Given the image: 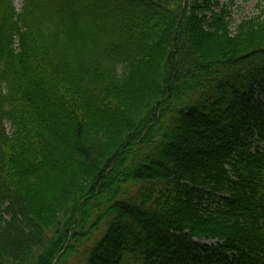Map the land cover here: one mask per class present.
I'll return each instance as SVG.
<instances>
[{
	"label": "trees",
	"instance_id": "1",
	"mask_svg": "<svg viewBox=\"0 0 264 264\" xmlns=\"http://www.w3.org/2000/svg\"><path fill=\"white\" fill-rule=\"evenodd\" d=\"M0 0V264H264V9Z\"/></svg>",
	"mask_w": 264,
	"mask_h": 264
},
{
	"label": "rangeland",
	"instance_id": "2",
	"mask_svg": "<svg viewBox=\"0 0 264 264\" xmlns=\"http://www.w3.org/2000/svg\"><path fill=\"white\" fill-rule=\"evenodd\" d=\"M13 4L15 9L19 10L21 0H14ZM226 5L232 22L237 23L257 16L260 10L264 9V0H227Z\"/></svg>",
	"mask_w": 264,
	"mask_h": 264
}]
</instances>
